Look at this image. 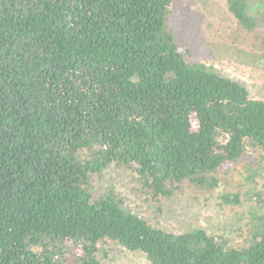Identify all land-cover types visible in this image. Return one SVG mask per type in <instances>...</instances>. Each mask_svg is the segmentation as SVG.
<instances>
[{
  "label": "trees",
  "instance_id": "trees-1",
  "mask_svg": "<svg viewBox=\"0 0 264 264\" xmlns=\"http://www.w3.org/2000/svg\"><path fill=\"white\" fill-rule=\"evenodd\" d=\"M177 1L0 0V264H106L111 244L148 264H264L260 191L242 247L153 227L96 191L107 169L157 201L216 188L248 149L264 165V100L187 59ZM248 2L225 0L252 32Z\"/></svg>",
  "mask_w": 264,
  "mask_h": 264
},
{
  "label": "rangeland",
  "instance_id": "rangeland-1",
  "mask_svg": "<svg viewBox=\"0 0 264 264\" xmlns=\"http://www.w3.org/2000/svg\"><path fill=\"white\" fill-rule=\"evenodd\" d=\"M247 12L256 22L254 31L242 29L228 13L225 0H178L170 24L178 46L189 61L244 86L254 99L264 100V0H249ZM252 150L244 152L225 173L216 188L209 191L184 185L181 194L169 199L147 200L140 193L133 174L123 169H107L96 179V191L112 187L125 209L144 218L151 226L181 233L202 228L221 237L230 246L248 244L251 194H264V165ZM263 165V166H262ZM239 205L223 204L224 194L248 193ZM255 210L264 213L255 206ZM106 264H148L143 255L107 246Z\"/></svg>",
  "mask_w": 264,
  "mask_h": 264
}]
</instances>
